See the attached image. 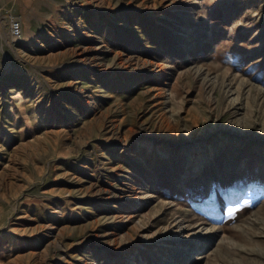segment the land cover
Wrapping results in <instances>:
<instances>
[{
	"label": "rangeland",
	"instance_id": "rangeland-1",
	"mask_svg": "<svg viewBox=\"0 0 264 264\" xmlns=\"http://www.w3.org/2000/svg\"><path fill=\"white\" fill-rule=\"evenodd\" d=\"M0 264H264V0H0Z\"/></svg>",
	"mask_w": 264,
	"mask_h": 264
},
{
	"label": "built area",
	"instance_id": "built-area-1",
	"mask_svg": "<svg viewBox=\"0 0 264 264\" xmlns=\"http://www.w3.org/2000/svg\"><path fill=\"white\" fill-rule=\"evenodd\" d=\"M9 29H10V32H11V35L14 36V37H18L20 34L19 32V26H18V23L17 21H15L13 18H9Z\"/></svg>",
	"mask_w": 264,
	"mask_h": 264
},
{
	"label": "bare ground",
	"instance_id": "bare-ground-1",
	"mask_svg": "<svg viewBox=\"0 0 264 264\" xmlns=\"http://www.w3.org/2000/svg\"><path fill=\"white\" fill-rule=\"evenodd\" d=\"M132 193V192H131ZM180 226V225H179ZM179 226H177V227H179ZM179 228H182V227H179ZM181 230V229H180ZM192 235H194V234H192Z\"/></svg>",
	"mask_w": 264,
	"mask_h": 264
}]
</instances>
